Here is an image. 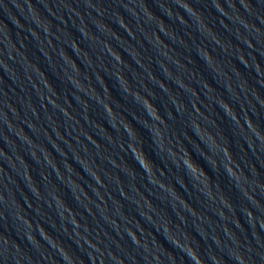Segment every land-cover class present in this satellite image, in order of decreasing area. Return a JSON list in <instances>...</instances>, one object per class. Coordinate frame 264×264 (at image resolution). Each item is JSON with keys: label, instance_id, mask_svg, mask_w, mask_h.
<instances>
[{"label": "clouds", "instance_id": "clouds-1", "mask_svg": "<svg viewBox=\"0 0 264 264\" xmlns=\"http://www.w3.org/2000/svg\"><path fill=\"white\" fill-rule=\"evenodd\" d=\"M202 169V168H201ZM203 170V169H202Z\"/></svg>", "mask_w": 264, "mask_h": 264}]
</instances>
